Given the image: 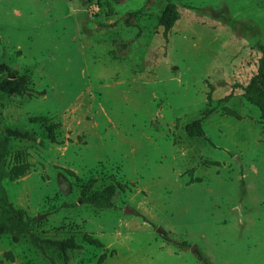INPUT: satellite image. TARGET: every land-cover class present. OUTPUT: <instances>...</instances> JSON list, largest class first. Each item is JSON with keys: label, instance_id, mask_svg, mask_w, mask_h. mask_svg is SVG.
<instances>
[{"label": "rangeland", "instance_id": "374dc122", "mask_svg": "<svg viewBox=\"0 0 264 264\" xmlns=\"http://www.w3.org/2000/svg\"><path fill=\"white\" fill-rule=\"evenodd\" d=\"M168 4L179 19L165 35ZM262 45L264 0H0V64L30 80V93L0 95V134L36 138L10 141L0 197L37 218L43 238L84 244L69 264L104 253L101 264H203L199 252L264 264V120L241 88ZM206 109L207 140L190 138ZM34 117L61 124L56 142ZM19 153L30 170L11 180ZM90 180L117 186L113 208L81 202ZM50 257L64 264L29 237L0 238V264Z\"/></svg>", "mask_w": 264, "mask_h": 264}, {"label": "trees", "instance_id": "16d2710c", "mask_svg": "<svg viewBox=\"0 0 264 264\" xmlns=\"http://www.w3.org/2000/svg\"><path fill=\"white\" fill-rule=\"evenodd\" d=\"M120 3L121 0H115ZM179 19V11L174 4H168L160 17V25L164 28L165 35L174 27ZM261 58L259 67L254 73L246 86H241L245 99L251 104L257 106L260 110L261 117L264 120V45L260 47ZM30 93V80L21 74L19 71L13 69L7 63L0 64V95L6 94L8 96H23ZM231 95L224 98L227 101ZM212 113L211 110L206 109L200 118L191 121L185 126V131L190 138L207 140V135L203 127L204 121ZM33 124H41L47 132V137L51 142H56V131L61 126L60 123H52L47 117H34L30 119ZM12 139H21L27 141H35L36 138L31 132L20 129H8L6 135L3 137L0 134V169L3 167L8 156L9 144ZM24 153H19L16 164L10 169L9 175L11 180H18L25 176L30 170V164L25 162ZM70 175L75 174L70 170H66ZM118 192L115 184H108L102 188H96L95 182L90 180L81 190L80 200L83 204H88L96 209H110L114 207V198ZM0 206L6 207L9 210V215L0 221V238L8 236L16 244L20 243L22 238L29 237L31 244L47 255V249H52L59 254L64 264L71 262V254L79 252L84 249V244L80 243L76 237L71 236L66 239H46L41 236L38 230H35L34 225H38L37 218H31L27 212L21 208L15 207L6 198L0 197ZM40 226V225H39ZM38 228V226H37ZM84 243L103 248V243L93 237L91 234H85L83 237ZM179 247H189L187 242H178L167 240ZM198 259L203 264H212L202 253L197 254ZM5 257H12L11 253H6ZM107 258L104 253L99 263H103ZM52 264H58L53 257L49 258Z\"/></svg>", "mask_w": 264, "mask_h": 264}, {"label": "water", "instance_id": "95a60500", "mask_svg": "<svg viewBox=\"0 0 264 264\" xmlns=\"http://www.w3.org/2000/svg\"><path fill=\"white\" fill-rule=\"evenodd\" d=\"M196 249V247L195 246H192V250H195Z\"/></svg>", "mask_w": 264, "mask_h": 264}]
</instances>
